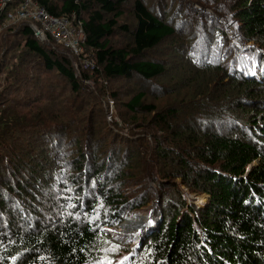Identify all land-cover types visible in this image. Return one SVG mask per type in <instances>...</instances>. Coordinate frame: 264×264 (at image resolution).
<instances>
[{"label":"trees","instance_id":"1","mask_svg":"<svg viewBox=\"0 0 264 264\" xmlns=\"http://www.w3.org/2000/svg\"><path fill=\"white\" fill-rule=\"evenodd\" d=\"M126 1H0V264H264V0H132L120 24ZM25 2L80 26L81 51L41 40L29 17L3 26ZM116 28L130 37L119 48ZM40 63L63 93L47 80L37 96L6 92L34 83ZM132 76L161 87L123 103L134 116L122 154L106 103L104 120L95 108L117 96L108 81ZM160 92L173 100L146 101ZM145 206L129 247L119 223Z\"/></svg>","mask_w":264,"mask_h":264},{"label":"rangeland","instance_id":"2","mask_svg":"<svg viewBox=\"0 0 264 264\" xmlns=\"http://www.w3.org/2000/svg\"><path fill=\"white\" fill-rule=\"evenodd\" d=\"M0 1H2V0H0ZM131 3H132V0H127L126 3L124 4V7H123L124 13H123V15H121L117 19L120 24H124L125 22H127L128 24L132 23V19L130 17L129 12H128V11H130ZM155 3H156V0H148V5L150 7H152V4L155 5ZM1 4L2 3L0 2V5ZM26 8L30 9L29 6H26ZM173 8H174V5H173L172 9ZM155 10H156V8H155ZM15 12H13V13H15ZM19 20H20V18L19 19H11V20L6 18V19H4L2 25L6 26V27L13 26L16 24H9V23H11V22L15 23V21H19ZM3 32H4V29L1 31L0 34H3ZM55 40L59 41L57 39H55ZM177 40H178V37L174 39V42ZM110 41L113 44H115L116 46H118V48H119V47L126 45V43L130 42V37L125 35V32L121 31V29L116 28L114 33L110 37ZM176 46H180L179 42L176 44ZM49 47L51 49H56L59 52L61 57L66 56L69 59V61H71V58H72L71 63L73 64V68H74V70H76V72H78V67H77L76 61L73 59V57L70 54H68L66 52V50H63L57 46L56 47L49 46ZM157 48H158V51H161V50L166 51L167 50L166 47L162 44H161V46L159 45ZM158 51H156V52H158ZM164 55L169 56V51H168V53H166ZM177 58H179V57H177ZM87 61L88 60L84 59L82 61V64H84ZM28 64H29V62L26 61V63L24 65H22V67L24 69H26L27 71H28ZM30 65L32 66V62ZM37 66H35L34 69L32 68V72H30L31 74L34 75L35 82L32 83L31 81L30 82L27 81L28 83H31L32 86L28 85V83L25 82L26 87L24 88V90H21V89L18 90V88L10 87L9 89H6V92L13 91V93L17 92V93H20L23 95L24 93L29 92V90H30V91L34 92L33 95L37 96V95H39V92L41 93V90H42V87L40 86V84L44 80H47V81L51 82V85H47V89L45 88V90H47L49 93H53L54 90L57 89V91H61L63 93L64 88L66 87V83L63 80V78H61L60 76H58L52 72L43 73L41 63H40V66H38V67ZM22 67H21V65L18 66V68L23 70ZM88 69H91L90 65L88 66ZM154 81L158 85H154V83H153ZM85 85H86V87H88V91H94V90H99V88L102 87L103 84L98 82V81H96V82L90 81V83H85ZM105 86L107 87V92L115 91L117 96L114 99H111L110 97H107L108 95L106 94V96L102 100V104L96 106L95 110H98V112L96 111V114L98 115V117H100L104 120L105 108H107L106 116H107L108 120H105L104 122L106 123L107 127L109 126L110 128H112L110 130H113V133L115 135V136H112L113 140L116 142L117 145H121L120 149H121V152L123 154L125 152V148H127L126 138L130 137L132 134V131H130L129 128L133 127V125H130L129 120L133 119V116H134V115H132L133 113H131V112L129 113L125 109V107L123 106V103L130 97V95H132V94H134L140 90L147 91V92H148V90H152V89L160 91L161 81L159 79L144 80L140 77L132 76L130 78L112 79V80L108 81L105 84ZM22 87H24V85ZM25 89H27V90H25ZM159 94H162V96H160V98L156 99V100L152 99L151 97H149L147 95L146 101L147 102H155L158 105L163 106L165 103L171 102L174 98L171 95H165L164 96L162 92H160ZM105 103H106V106L104 108ZM88 108H89V105L85 107L86 112H87ZM137 116H141L142 118H145L146 115H137ZM140 122H142V121H139V124H140ZM109 127H108V129H109ZM139 131H142V129L139 128ZM104 132H105V129H102V130H100V132L98 134H101V136H103ZM135 134L137 135L138 131H136ZM116 135H119L117 139H116ZM104 139L106 142H108L107 136L104 135ZM122 141L125 143L122 144ZM115 148H118V146H115ZM121 156L122 155H120L119 158H121ZM146 183L153 186L151 181H148L146 178H144V184H146ZM186 194L187 193L185 192V197L187 198V196H189V195H186ZM192 196H193V194H192ZM198 200L204 201L205 196L201 195V197ZM148 207H150V206H145L144 208L142 207L140 210H134L132 212H127V214L124 215L123 220L120 222V224H121V223H125L126 220L129 221V223L127 225L128 228L119 226V229H117L118 233H122L119 235L122 236L123 240L125 242H129V247H135V245L137 244V242L140 240V237H141L140 231L141 230L144 231L147 228L145 224L147 222V216H146L147 213L146 212L148 211ZM125 218H126V220H125ZM132 220L134 221L133 224H132ZM141 224H142V226L140 227ZM113 229H114V227H111L110 231L114 232ZM124 252H126V251H123V252L116 255V258H118L119 261L124 260L125 257L130 255V252L122 254Z\"/></svg>","mask_w":264,"mask_h":264},{"label":"built area","instance_id":"3","mask_svg":"<svg viewBox=\"0 0 264 264\" xmlns=\"http://www.w3.org/2000/svg\"><path fill=\"white\" fill-rule=\"evenodd\" d=\"M26 6L27 2L17 9L15 13L8 12L6 17L9 20L29 17L37 23H31L30 26L34 34L41 40L45 39L48 34L62 42L71 51L75 53L81 51L82 46L80 44L84 40V33L80 26L75 27L71 24L69 18L51 15L42 7L34 4H32L30 9H27ZM91 63L87 61L84 66L88 68L90 65L92 69L93 65Z\"/></svg>","mask_w":264,"mask_h":264},{"label":"water","instance_id":"4","mask_svg":"<svg viewBox=\"0 0 264 264\" xmlns=\"http://www.w3.org/2000/svg\"><path fill=\"white\" fill-rule=\"evenodd\" d=\"M151 212H152V211H150L149 213L146 214V216H147V220H148V221H149V218H150V214H151ZM125 220H126V218H125ZM128 223H129V221L126 220L125 223H121V224H120V227H127V228H128V226H127Z\"/></svg>","mask_w":264,"mask_h":264},{"label":"snow or ice","instance_id":"5","mask_svg":"<svg viewBox=\"0 0 264 264\" xmlns=\"http://www.w3.org/2000/svg\"><path fill=\"white\" fill-rule=\"evenodd\" d=\"M124 259H126V257H125ZM108 264H112V262H111V261H109V262H108Z\"/></svg>","mask_w":264,"mask_h":264},{"label":"bare ground","instance_id":"6","mask_svg":"<svg viewBox=\"0 0 264 264\" xmlns=\"http://www.w3.org/2000/svg\"><path fill=\"white\" fill-rule=\"evenodd\" d=\"M138 218H139V217H138ZM133 222H134V221L132 220V224H133ZM141 226H142V224L140 225V227H141Z\"/></svg>","mask_w":264,"mask_h":264}]
</instances>
